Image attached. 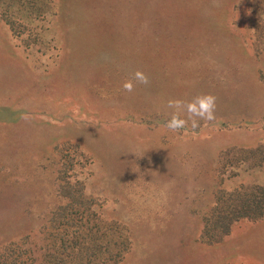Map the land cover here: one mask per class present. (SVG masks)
Segmentation results:
<instances>
[{
	"label": "rangeland",
	"instance_id": "1",
	"mask_svg": "<svg viewBox=\"0 0 264 264\" xmlns=\"http://www.w3.org/2000/svg\"><path fill=\"white\" fill-rule=\"evenodd\" d=\"M32 4L0 13V264H45L60 207L117 231V264H264V218L204 238L220 192L264 187V0ZM202 93L216 119L168 130Z\"/></svg>",
	"mask_w": 264,
	"mask_h": 264
},
{
	"label": "trees",
	"instance_id": "2",
	"mask_svg": "<svg viewBox=\"0 0 264 264\" xmlns=\"http://www.w3.org/2000/svg\"><path fill=\"white\" fill-rule=\"evenodd\" d=\"M27 3L31 4L32 7L34 0H0V13L5 21L14 25L13 21L18 18L17 14L21 10V6ZM34 6L32 9L39 12L40 9L36 8V4ZM29 11L28 8L26 13ZM226 207L229 210L222 213ZM63 209L60 207L56 210V219L52 226L44 227L46 236L53 241L54 247L52 252L48 250L44 254L45 264H100L111 261L112 257H120L114 264L120 262L126 248L122 241H117L113 237L115 234L118 235L117 231L109 233L107 232L109 229L105 228L106 226L102 223L93 226L88 219L75 213L68 218L58 217ZM218 213L221 215L218 216ZM214 214L218 217L216 222L219 226L216 224L215 229H209L211 224L208 222V227L204 231V238L208 244L220 242L228 234L234 221L242 218L252 220L264 218V187L256 185L242 187L231 193L220 192ZM60 234L72 236L73 240L65 243L63 241L62 245L59 246L56 239ZM101 254H106L105 260H102Z\"/></svg>",
	"mask_w": 264,
	"mask_h": 264
},
{
	"label": "clouds",
	"instance_id": "3",
	"mask_svg": "<svg viewBox=\"0 0 264 264\" xmlns=\"http://www.w3.org/2000/svg\"><path fill=\"white\" fill-rule=\"evenodd\" d=\"M133 80L141 84L148 83V77L145 73L141 70H136L132 73V77L123 83L122 86L125 91H133ZM167 107L174 109L165 124V127L172 132L184 129L189 121L191 122V127L195 129L199 127L200 120L208 122L216 119V97L211 93L198 94L189 101L169 99ZM182 111L186 112L187 119L181 118L180 113Z\"/></svg>",
	"mask_w": 264,
	"mask_h": 264
}]
</instances>
